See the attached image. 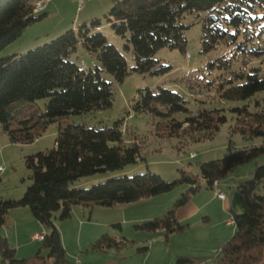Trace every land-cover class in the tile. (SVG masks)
<instances>
[{
    "label": "trees",
    "instance_id": "obj_1",
    "mask_svg": "<svg viewBox=\"0 0 264 264\" xmlns=\"http://www.w3.org/2000/svg\"><path fill=\"white\" fill-rule=\"evenodd\" d=\"M35 0H0V51L13 43L32 23L42 20L47 12L34 11ZM264 0H112L105 15L112 32L131 46L134 72L166 74L171 69L154 56L161 48L185 51V25L182 20L194 14L201 20V51L210 52L222 44L232 50H243L264 30V13L258 11ZM98 18L82 22L56 38L21 54L0 58V124L10 141L28 143L40 136L47 125L70 114H82L109 108L113 91L104 72L116 81L129 74L127 62L102 31ZM78 48L97 57L100 65L80 67L71 59ZM232 57L221 56L210 67L228 69ZM246 61H243L244 66ZM159 66V67H158ZM158 67V68H156ZM259 67L232 72L217 87L221 100L249 99L264 89V74ZM45 99L43 109L36 100ZM259 106V102H256ZM136 113H148L160 119L155 126L161 138L175 137L196 142L211 139L226 122L223 109L189 110L182 95L169 88L138 90L133 105ZM236 124L231 132L244 137H260L261 144L241 149L228 146L221 159L199 164V176L183 170L180 177L166 181L158 174L145 171L131 176L112 177L89 187L66 188V183L106 170L134 163L140 157L135 139L125 137L120 120L112 126H88L68 123L61 127L54 146L25 159L30 170V184L18 199L0 200V226L6 223L10 209L27 206L45 228L42 240L46 255L16 257L7 238L0 235V264H76L68 260L55 220L71 216L74 204L111 207L171 191L186 184L165 213L134 225L137 230L156 232L167 237L188 227L177 218V210L187 204L201 188L202 182L213 189L214 183L228 176L238 166L264 155V109L250 112L246 106L231 109ZM185 114L182 119L177 114ZM264 182V165L257 166L252 177L238 186L242 212L233 215L234 232L219 252L212 257L177 256L175 264H264V196L256 189ZM114 226H120L119 223ZM132 241L103 234L91 244L93 251H120ZM148 246L137 247L145 255Z\"/></svg>",
    "mask_w": 264,
    "mask_h": 264
},
{
    "label": "rangeland",
    "instance_id": "obj_2",
    "mask_svg": "<svg viewBox=\"0 0 264 264\" xmlns=\"http://www.w3.org/2000/svg\"><path fill=\"white\" fill-rule=\"evenodd\" d=\"M73 1L75 2L73 5H71V2L62 5L63 1L56 2L55 0L53 7L59 6L60 10L65 9V13L53 14L49 19L44 18L29 25L20 37L0 51V58L24 53L56 38L66 30L50 36L44 33L50 32L52 34L56 30L55 26L58 24L65 25L70 15H72V18H87L84 19L87 21L98 18L102 23L101 29L108 41L115 45L125 57L129 74L123 81L119 82L111 74L104 72V77L111 82L113 91L112 104L109 108L89 113L70 114L60 118L49 123L44 132L32 142H11L8 135L3 132L0 124V200L18 199L23 196L31 182L29 178L30 170L25 163L26 157L52 148L60 128L68 123L101 127L112 126L120 120V127L124 136L129 137L127 139L133 137L137 142L140 157L136 162L122 168L98 172L74 182H68L66 188L89 187L112 177L131 176L145 171L156 173L166 181L178 179L181 170L199 176V164L223 158L227 154L229 145L241 149L261 144L262 139L260 137L248 138L238 132H231L236 124V114L231 109L242 106H246L250 112L256 111L258 108L264 109V89L256 92L246 100L226 101L218 97L217 87L223 79L231 77L232 72H238L243 68L248 71L251 67H259L261 74H264V30L258 36L259 28L256 29V35L243 50H232V47L222 44L217 49L203 53L200 44L201 20L194 14H188L182 20L185 25H188L185 30V51L181 52L179 49L164 47L159 49L154 56L162 65L171 66L169 72L157 75L141 74L131 69L134 66L131 46L128 48L123 46L125 41L112 32L106 20L105 15L111 8L112 0H88L80 9H77V3L75 0ZM70 11H72V14ZM258 12L260 14L264 13V6ZM84 20L80 21L78 25ZM262 24H264V21ZM47 36H49L48 39H46ZM29 44L37 45H32L33 47L29 48ZM24 46H27V49L14 51ZM221 56H233L231 66L228 69L209 66V63L214 62ZM71 59L80 67L94 68L100 65L95 55L86 52L82 48H78ZM243 61L247 62L245 66ZM158 87L169 88L182 95L189 110L202 108L223 109L226 122L220 126L219 131L211 139L183 143V140L175 137H159L156 134L155 126L160 119L148 113H136L133 110L138 90L145 88L154 90ZM257 101L259 106L256 104ZM36 103L39 108L43 109L46 100L38 99ZM175 116L182 119L185 114ZM192 154L194 156L190 157ZM260 165H264V155L238 165L231 174L221 179L218 191L223 194L222 200L217 198L214 189H208L202 182L200 190L192 196L187 204L182 206L187 207L186 209H189V211L191 207V210L194 211L193 214L185 217V221L182 222L189 224L188 227L183 231L170 233L167 237L164 236V232L161 230L156 232L137 230L134 225L162 216L166 209L180 196L181 192L187 188L186 184H178L169 192L142 198L135 202L118 203L111 206L126 207L127 210H122V213L116 208L92 205L91 207L106 210L101 214H95L90 222L100 228L104 227V222L110 220L120 222L122 230L116 226L111 229L114 231L116 238L124 237L132 241L120 251L109 250L113 256L112 262L114 264H175L176 257L179 255L212 257L215 255L214 252L227 240L223 241L219 235L224 232L222 236H229L230 238L235 226L233 223L229 224L228 222L233 220L234 214L242 212L238 186L250 179L255 168ZM256 192L264 196V182L259 184ZM209 199L210 201L206 202ZM223 202H226L227 212L223 211ZM75 207L85 206L74 204L69 218L55 220L66 256H69V252L74 249L77 237L81 241H86L89 235L87 227L81 228L76 223L75 216L72 217V211ZM87 215L89 216V212H86V219L88 218ZM14 219L24 227L18 233L12 229ZM32 222L39 225V231L43 230L46 233V228L34 218L27 206L10 209L6 216V223L0 226V235L7 238L9 246L15 250L18 258L30 259L37 253L46 255L48 252L42 241L33 242L35 240H31ZM77 227H80V229H77ZM111 230L103 234H109ZM96 240L94 239V242ZM92 243H90L89 248H91ZM141 246H148L145 255L134 252L137 247ZM89 250L92 251V253H89L91 264H107L106 260L111 258L106 254H96L101 251ZM93 252L96 253L93 254ZM212 263V258H208L204 262V264Z\"/></svg>",
    "mask_w": 264,
    "mask_h": 264
},
{
    "label": "crops",
    "instance_id": "obj_3",
    "mask_svg": "<svg viewBox=\"0 0 264 264\" xmlns=\"http://www.w3.org/2000/svg\"><path fill=\"white\" fill-rule=\"evenodd\" d=\"M54 1L55 0H50L49 3L47 4L45 10H44V12H47L48 13L47 16L45 17L47 19H49V17H52L53 14L55 15L57 13H61V14L62 13H65V9L60 10L59 9V6H54L53 7ZM57 1H63L62 2L63 3L62 5H64V3H70V2H71V5H73L75 3L73 0H56V2ZM83 1H84L83 4H85V2H87L88 0H83ZM77 9H78V5H77ZM70 13L72 14V11H70ZM80 19L84 20V19H87V18H78V17H76V18L73 17L72 18V15H70V17L68 18V20L65 22V25L58 24L57 26H55L56 27L55 28L56 30H54L52 32V34L50 32H46L44 34H47V35L50 36V35H55V34H58V33L62 32V31L68 30L70 28L76 29L77 26H78V23H80V21H82ZM85 21H87V20H84L83 22H85ZM44 34H41V35H44ZM49 36H47L46 39H48ZM29 45L30 46H28V47L30 48V47H33V46H35L37 44H29ZM26 47L27 46H24L22 48L19 47L17 50H14V51H23L24 49H27ZM219 185L220 184L218 183V185H217L218 188H219ZM208 189H211V188H208ZM219 200H221V199H219ZM209 201H210V199L207 200L206 202H209ZM107 208H116L117 210L120 211V213H122V210H127L126 207H107ZM118 208H121V209H118ZM186 208L187 207H180L177 210V213L176 214H177V218H178V220L180 222H184L185 221L184 220L185 217H187L188 215L193 214V212H194L193 210H191V207H190V211H189V209H186ZM104 210H106V209H99L98 207H92V208H88V207H81V208L75 207V209L72 211V217H73V215L75 216L76 223L78 224V226H81V228L86 226L87 227V230H88V234H89L88 235V239L86 241H81L78 237L76 238V245H75L74 249H72L69 252L70 253L69 256L67 255V257L70 258V260L72 262H74L76 264H91V262H90L91 260H90L89 253H92V251L89 250L90 249L89 248L90 247V243L94 242V239L96 240L103 233L108 232V230H111L112 228H114L113 226L116 223H119L120 224L119 229L122 230L121 223L120 222H114V220H110L109 222H104L105 224H104V227H102V228H100L97 225H95L94 223L90 222V220L92 219V217L95 214H101V213L105 212ZM110 210H113V209H110ZM227 210H228V207L226 205V202H223V211L224 212H227ZM86 212H89V216L87 215L88 216L87 219H86ZM123 212H125V211H123ZM12 223H13L12 229H13V231H15L17 233L19 232V230L21 228H24L23 226L20 225V223H18V221L16 219H14ZM61 224H63V223H61ZM89 226H90V228H89ZM60 227H61V225H60ZM77 229H80V227H77ZM41 232L44 233L43 230L39 231V225L32 222L31 240H35L32 237L35 233H41ZM109 232H110L109 234H111L112 236L116 237L113 230H111ZM222 235H224V232H222ZM222 235L220 234L219 237H220V239H223V241L229 238V236H222ZM37 241L38 240H35L33 242H37ZM95 253L96 252H93V254H95ZM101 253L102 254H106V256H110L111 257L108 260H106L107 261V264H114L112 262L113 256L111 254V251H109V250L103 251V252L101 251V252H98L96 254H101ZM182 256H188V255H182ZM191 257H206V256H203V255H191ZM92 260H94V259H92Z\"/></svg>",
    "mask_w": 264,
    "mask_h": 264
},
{
    "label": "built area",
    "instance_id": "obj_4",
    "mask_svg": "<svg viewBox=\"0 0 264 264\" xmlns=\"http://www.w3.org/2000/svg\"><path fill=\"white\" fill-rule=\"evenodd\" d=\"M49 1L50 0H35L34 1V11L35 12H41V11H43L46 8V6L49 3ZM76 2H77V5H78V8L80 9L82 7L84 1L83 0H76ZM193 156H194V154L190 155V157H193ZM217 185H218L217 183H214L213 189H214V192H215L217 198H219V199L222 200L223 199V194H222V192L218 191V186ZM228 223L229 224H232V223L234 224V221L233 220H230ZM44 234L45 233H43V232L36 233L32 237L35 240L42 241L43 238H44ZM218 252H219V249H217L214 252V254H217Z\"/></svg>",
    "mask_w": 264,
    "mask_h": 264
}]
</instances>
